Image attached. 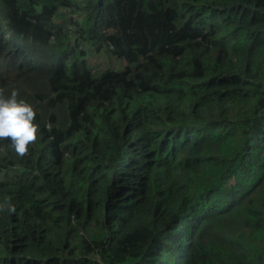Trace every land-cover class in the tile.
I'll return each mask as SVG.
<instances>
[{"label": "trees", "instance_id": "1", "mask_svg": "<svg viewBox=\"0 0 264 264\" xmlns=\"http://www.w3.org/2000/svg\"><path fill=\"white\" fill-rule=\"evenodd\" d=\"M0 89V264H264V0H0Z\"/></svg>", "mask_w": 264, "mask_h": 264}, {"label": "clouds", "instance_id": "2", "mask_svg": "<svg viewBox=\"0 0 264 264\" xmlns=\"http://www.w3.org/2000/svg\"><path fill=\"white\" fill-rule=\"evenodd\" d=\"M36 111L33 106L19 97V92L12 89L5 96L0 89V140H9L10 145L19 157L29 152V145L37 140L38 125L35 123ZM8 203V211L14 213L15 206ZM3 205H0V209Z\"/></svg>", "mask_w": 264, "mask_h": 264}, {"label": "rangeland", "instance_id": "3", "mask_svg": "<svg viewBox=\"0 0 264 264\" xmlns=\"http://www.w3.org/2000/svg\"><path fill=\"white\" fill-rule=\"evenodd\" d=\"M134 19H135V14H134V8L133 6H129L127 8V12H126V15L123 17V22L125 24V26L127 28H134L135 25H134ZM134 35H130L131 33H128L127 36L130 37V38H134L136 37V41L138 42L139 46L143 43V39L142 37L140 36L138 30H134ZM133 41V40H131ZM130 41V42H131ZM134 42V41H133ZM132 52V51H131ZM131 55V53H130ZM107 63V60L106 58L101 54V55H98V54H89V65L90 66H97L98 69H103V67L106 65ZM116 65L118 67H121L122 65H120L119 63H116Z\"/></svg>", "mask_w": 264, "mask_h": 264}]
</instances>
